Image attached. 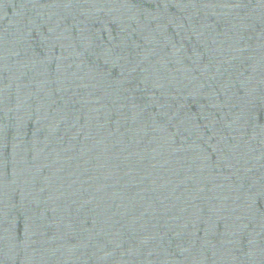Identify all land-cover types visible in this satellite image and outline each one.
<instances>
[{
    "label": "water",
    "instance_id": "95a60500",
    "mask_svg": "<svg viewBox=\"0 0 264 264\" xmlns=\"http://www.w3.org/2000/svg\"><path fill=\"white\" fill-rule=\"evenodd\" d=\"M0 264H264V0H0Z\"/></svg>",
    "mask_w": 264,
    "mask_h": 264
}]
</instances>
